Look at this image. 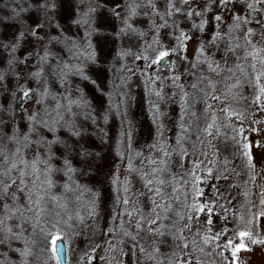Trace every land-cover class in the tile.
<instances>
[{"label":"snow or ice","instance_id":"6c2138e0","mask_svg":"<svg viewBox=\"0 0 264 264\" xmlns=\"http://www.w3.org/2000/svg\"><path fill=\"white\" fill-rule=\"evenodd\" d=\"M239 2L244 3V7L252 14L264 11V8L258 7L264 5V0H239ZM237 3L238 0H209V4L204 6L203 11H207L209 5L216 4L221 11L214 16L217 22L216 31L211 33V38L207 41H199V47L195 50L196 62L191 66L197 69V63H199L203 67L198 70V73L196 71L192 73L191 92L184 90L181 85L180 115L177 123L178 131L175 134L176 147L170 144L162 146L160 149L162 155L158 159L149 160V163L155 167L151 168V172L142 174L144 187L151 193L149 197L151 207L147 214L142 207H133L131 210L126 207L121 214L129 217V224H132L135 214V234L126 229L124 235L131 237L134 242L133 248H136L153 264H238V252L250 251L249 244L264 247V232L256 231L258 224L264 227V186L260 187L257 200L253 201L250 199L252 193L247 188L248 182H244L245 188L242 195L245 200L240 205L244 211L234 210L231 213L234 222L231 233L232 237L241 238L238 243H234L233 238L225 235L230 231L227 227L229 210L235 206L220 191L218 185H212L215 189V198H209L204 202L197 199L204 195V190L198 185L205 179L223 180L227 182L228 189L239 188V185L230 179L231 170L227 159L223 161V167L217 165L214 160H209V166L202 169L207 176L198 174L195 171V165L202 164L196 159L198 147L200 155L205 158L208 156V153L203 150L205 145L214 149V157L218 154L219 150L212 144V139L224 135L223 129L231 128L233 132H236L238 128L240 133L244 132L242 122L247 118L246 112L251 108V105L245 108L241 104L242 100L247 102L242 92L245 84L253 88V104L264 108V20H255L262 29L257 33L255 28L248 26L253 22L254 17L241 16ZM147 4L151 6L152 14L159 15L165 23H167L165 17H173L176 14L187 17L195 14L203 17V11L198 6H192L189 0H178L179 6L177 0H164L162 14L153 0H147ZM185 5L188 6L185 7ZM128 7L130 18L136 14V9L140 5L133 2ZM49 10L53 13L57 11L55 0H19L17 6L12 8L11 15L0 17V23H16L21 20L22 14H26L25 19L28 21L20 22L15 33L5 37L4 41H0V55L3 56L0 85L13 101L9 105L0 104V264H32L29 259L33 255L30 245L35 241L25 235L27 226L31 225L35 231L37 226L44 224L45 227L40 228L42 233L50 229L45 235V243L49 236L62 231L59 212L49 208V204H59L60 198L52 194L57 184L56 175L63 173L68 177V181L72 180L73 174L92 178L97 168L95 161L100 156L93 150L91 137L83 122L78 121L79 113L73 107L90 108L85 97L72 98V85L69 79L71 76H79L82 80L89 79L84 71V65L72 64L67 57L59 60L58 63L50 62V58L55 56L52 46L60 41L64 28L54 15H50ZM41 11L43 15H40ZM225 11L232 13L231 23H228L226 28H222ZM93 12L95 8L89 6L88 13ZM115 15L121 19L123 25L120 32L125 29L135 31L128 18L121 17L118 11ZM72 23L77 26L87 25V28L79 41L71 38L64 41L68 57L76 58L79 52L89 60L94 59L95 53L90 42L92 18L89 16L87 20L81 19L77 10ZM206 23V20L201 19L198 25L201 32L204 31ZM173 26L178 27L175 20H173ZM53 28L56 29L55 33L52 31ZM257 36L259 41L255 39ZM191 39L192 37L181 30L180 35L176 37L177 44L170 51H186L185 42ZM25 43H31L41 61L40 66L29 73L38 82L44 81L35 90L20 82L19 65L24 61L17 53ZM221 45H223L222 49ZM241 50L243 55L240 54ZM153 52L156 60L162 61L168 56L169 50H164L157 43ZM218 53L219 59L216 58ZM30 56L31 52H26L25 61ZM144 58L149 59L148 56ZM230 58H234L235 61L231 65ZM184 59H187V56ZM13 75L16 77L15 84L10 85L8 81ZM45 76L57 81L60 87L64 88V92H53ZM179 79V76L173 77L174 81ZM76 91L79 92L80 89ZM30 97L36 107L27 106ZM17 99L24 113L23 127L17 121L14 107ZM101 100L103 102L102 97ZM201 104L203 107L198 110L197 105ZM113 107L119 112V105H113L109 99L108 110L110 111ZM152 107L155 108L156 105L153 104ZM104 119H108L107 112ZM234 121L241 123L235 124ZM161 128L163 125H158L156 132L157 137L160 138L163 137V133L159 131ZM251 130L259 131L255 128ZM123 135L131 142L134 135L131 122ZM233 139L235 140V136ZM189 143L192 147L194 165V168L189 171V175L192 176L191 190L194 193L192 196H189L187 191L181 193L179 190L181 187L187 188L188 181L177 180L174 176L169 177L168 174V158L178 149L182 162L189 155L186 147ZM241 143L240 155L246 158L245 166L249 169L250 180L255 184L257 174L252 145L255 143L257 147L264 148V143L259 140L248 141L246 137ZM156 146V144L152 145L153 148ZM169 148L172 150L169 151ZM261 163L264 165V160ZM181 166H183L182 163ZM128 168L134 170L131 161L128 163ZM236 175L238 176L239 173ZM169 179L175 185L171 187V195L165 190ZM128 182L126 178L125 183ZM76 183L79 182L76 181ZM111 183L119 184V176L113 174ZM63 188L69 190V182H65ZM124 191L128 192V189L125 188ZM181 195H183V203L181 207L176 208L174 204L181 202ZM221 200L225 203H220ZM117 202H122L125 206L130 203L126 197L122 201L120 197H117ZM214 214L219 221H222L221 224H217ZM45 215H50L51 220H42L41 218ZM88 215L95 218L94 210ZM79 219L83 223V217ZM217 227L218 231L215 230ZM109 231L112 230L109 229ZM141 232L158 239V242L157 240L152 242L151 250H146L138 244ZM168 237L171 238L170 244ZM244 238H247L248 243L244 242ZM221 240L225 242L221 244L219 242ZM14 242H22V247H14ZM59 243L56 241L57 247L53 249L54 254L59 251ZM165 244L170 247V252L167 254L162 253L159 246ZM97 247L99 245L90 247L84 253L83 259L86 264H91L94 259L91 254L96 252ZM226 251L230 253V256L224 255ZM17 254L18 260L13 259L12 257ZM55 259L59 264V255H56ZM101 259L104 258L101 257Z\"/></svg>","mask_w":264,"mask_h":264},{"label":"rangeland","instance_id":"374dc122","mask_svg":"<svg viewBox=\"0 0 264 264\" xmlns=\"http://www.w3.org/2000/svg\"><path fill=\"white\" fill-rule=\"evenodd\" d=\"M55 2L57 3V11L53 13L49 10V12L63 26L64 32L61 34L60 41L52 46L55 56L50 58V62L58 63L59 60L67 57L72 64L84 65V71L89 79L82 80L79 76H71L69 79L72 85V98L85 97L90 108L77 109L75 106L73 107L79 113L78 121L83 122L91 137L93 150L98 152L100 156L95 161L97 168L93 172L92 178L73 174L72 180L68 181V177L64 176L63 173L56 175L57 184L52 190V194L60 198L59 204H49V208L54 212H59L62 231L49 236L47 243H45V235L50 229H46L42 233L40 228L45 227L44 224L37 226L35 231L31 225L27 226L25 235L35 241L30 245L33 255L29 259L32 264H57L52 244L56 238H62L66 245L67 264H86L83 259L84 253L96 245L99 247L95 253L91 254L94 257L91 264H153L136 248H133L134 242L131 237L124 235L126 229L135 234V214L132 218V224L128 223L129 217L127 215L122 216L121 214L124 213L126 207L129 210L133 207H142L147 214L151 207L149 201L151 193L144 187L142 174L151 172V168L155 167L149 163V160L158 159L162 155L160 151L162 146L170 144L176 147L175 134L178 131L177 123L180 115L181 85L184 90L191 92L192 73L194 71L198 73V70L203 67L199 63H197V69H193L191 66L192 63L196 62L195 50L199 47V41H207L211 38V33L216 31L217 22L214 20V16L221 10L216 4H211L207 11H203L204 6L209 4V0H189L192 6H198L203 11V17L195 14L191 17L176 14L173 17H165L167 20L165 23L159 18V15L152 14V8L147 4V0H55ZM133 2L138 3L140 7L136 9V14L129 18L128 6ZM153 2L157 4L162 14L164 0H153ZM18 3L19 0H0V17L11 15L12 8L16 7ZM117 5H119L118 8ZM89 6L95 8V12L88 13ZM187 6L185 5V7ZM258 7L264 8V5ZM237 8L240 10L241 16L251 15L254 17L253 22L248 26L255 28L259 33L262 29L260 25L255 23V20H264V11L252 14L239 0ZM77 10H79L81 19L87 20L90 16L93 21L90 30V42L95 57L92 60L79 52L76 58L68 57L65 50L64 41L69 38L79 41L87 28V25L77 26L72 23ZM117 11L121 17L129 19V23L133 24L135 31L125 29L120 32L123 25L121 19L115 15ZM86 13L87 15H85ZM40 15H43L42 11ZM231 15L232 13L228 11L223 13L222 28H226L227 24L231 23ZM25 16L26 14H22L21 20L16 23H0V41H4L5 37H10L15 33L20 22L27 23ZM201 19L207 21L203 32L198 27ZM173 20L178 27L173 26ZM194 25L197 26L194 27ZM181 30L192 39L185 42L187 44L186 51L171 52L170 49L177 44L176 37L180 35ZM52 31L55 33L56 29L53 28ZM141 33L143 34L141 35ZM255 39L259 41L258 36ZM157 43L164 50H169L167 57L171 62L170 67H165L160 63V60H156L153 50L157 47ZM222 48L223 45H221ZM26 52H31V56L25 61ZM240 54L243 55L242 50ZM17 55L24 61L19 65L21 84L35 90L44 81L38 82L29 73L40 66L39 57L33 50L31 43H25L18 50ZM145 56H148L149 59H145ZM185 56L187 59H184ZM219 57L220 54L218 53L216 58L219 59ZM234 62V58L229 59L230 65ZM259 66L258 63L257 67L259 68ZM2 67L3 56L0 55V68ZM174 76H179L180 79L174 81ZM15 80L16 77L13 75L8 82L10 85H14ZM45 80L53 92H64V88L60 87L57 81L47 76H45ZM76 89H80V91L77 92ZM242 92L247 98V102L242 100L241 104L245 108L251 105V108L246 112L247 118L242 122L244 132L240 133L238 128L236 132H233L231 128L223 129L224 135L212 139V144L219 150L218 154L214 157V149L205 145L203 150L208 153L207 158H205L200 155L198 147L196 159L202 164L195 165V171L198 174L207 176L202 169L209 166V160H214L220 167H223L225 159L228 160V167L231 170L230 179L233 183L238 184L239 188L228 189L227 182L223 180L205 179L198 185L204 190V195L197 199L204 202L209 198H215V189L212 187L215 184L232 201L235 207L229 210L227 227L230 231L225 235L233 238L234 243L240 242L241 238L232 237L231 230L234 227V222L231 213L234 210L244 211L240 208L245 200L242 195L245 188L244 182H248L247 188L252 193L250 199L253 201L257 200V193L260 187L264 186V165L261 163L264 160V148L257 147L255 143L252 145L256 163L255 173L257 174L255 184L250 180L249 169L245 166L246 158L240 155L241 142L245 137L248 141L259 140L264 143V108H260L258 104H253L252 86L245 84ZM109 99L113 105H119V112L115 107L111 108L110 111L108 110ZM10 103H13L11 96L0 85V104L9 105ZM153 104L156 105L155 108L152 107ZM27 106L36 107L31 97ZM14 107L17 113V121L23 127L22 117L24 113L18 99L14 102ZM202 107V104L197 105L198 110ZM106 112L108 114L107 120L104 119ZM218 115L221 114L218 113ZM129 122L134 127L131 142L123 135L129 128ZM234 123L240 124L241 122L234 121ZM160 124L163 125V128L159 129L163 133L162 138L156 135L157 126ZM253 128L259 129V131H252ZM233 136H235V140ZM161 140L163 141L162 144ZM153 144L157 146L153 148ZM186 147L189 150V155L182 162L178 155V149L168 158V174L169 177L174 176L177 180L188 181L187 188L181 187L179 190L181 193L187 191L189 196H192L194 195L191 190L192 176L189 175V171L194 168L193 155L191 144H187ZM168 150L171 151L172 149L169 148ZM129 161L134 166V170H129ZM236 173L239 175L237 176ZM113 174L119 176V184L111 183ZM126 178L128 183H125ZM76 181L79 183L77 184ZM65 182H69V190L63 188ZM172 186L175 185L169 179V184L165 186L169 195L172 194ZM125 188L128 189V192L124 191ZM117 197H120L121 201L125 197L128 198L129 205L125 206L122 202L118 203ZM182 203L183 195H181V202L175 203L174 206L179 208ZM220 203L225 202L221 200ZM93 210L95 218L88 215ZM79 217H83V223ZM51 218L50 215H45L41 219L48 221ZM214 219H217L215 214ZM221 223L222 221L217 219V224ZM215 230L218 231L219 228L217 227ZM256 231L264 232V227L258 224ZM167 239L170 244L171 238L168 237ZM154 240L158 242L157 238L141 232L138 244L146 250H151ZM219 242L223 244L225 241ZM244 242L248 243L247 238H244ZM13 246L22 247V242H14ZM159 246L162 253L170 252L169 245ZM249 247L250 251L241 250L238 252V264H264V247L250 244ZM224 255L230 256V253L226 251ZM12 258L18 260V254Z\"/></svg>","mask_w":264,"mask_h":264},{"label":"water","instance_id":"95a60500","mask_svg":"<svg viewBox=\"0 0 264 264\" xmlns=\"http://www.w3.org/2000/svg\"><path fill=\"white\" fill-rule=\"evenodd\" d=\"M160 63L162 65H164L165 67H170L171 66V62L169 60L168 57H165L163 58L162 61H160ZM56 241H59V251L57 253H55L56 255H59L60 257V261H59V264H67L66 263V245H65V241L62 239V238H56L54 241H53V248H56L57 245H56Z\"/></svg>","mask_w":264,"mask_h":264},{"label":"trees","instance_id":"16d2710c","mask_svg":"<svg viewBox=\"0 0 264 264\" xmlns=\"http://www.w3.org/2000/svg\"><path fill=\"white\" fill-rule=\"evenodd\" d=\"M107 34V33H106ZM108 69H112V68H108Z\"/></svg>","mask_w":264,"mask_h":264}]
</instances>
